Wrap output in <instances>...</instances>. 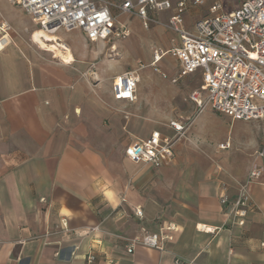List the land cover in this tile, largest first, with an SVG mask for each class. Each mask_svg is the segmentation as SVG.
Returning a JSON list of instances; mask_svg holds the SVG:
<instances>
[{
  "label": "crops",
  "instance_id": "obj_1",
  "mask_svg": "<svg viewBox=\"0 0 264 264\" xmlns=\"http://www.w3.org/2000/svg\"><path fill=\"white\" fill-rule=\"evenodd\" d=\"M118 16L147 29L146 47L131 29L127 37L97 41L60 29L46 43L66 45L65 60V49L42 46L25 11L0 0V22L9 27L0 47V264H264V153L257 158L263 171L249 186L254 209L242 226L227 221L238 184L256 152H264V122L199 109L189 98L194 91L206 96L199 70L172 82L176 58L151 64L152 46H176L178 34L167 45L170 29ZM193 25L183 18V29ZM126 70L139 77L131 102L111 91L114 76ZM170 120L189 123L170 162L154 167L126 158L124 148L154 130L173 136ZM226 141L229 148L220 149ZM62 217L67 231L59 227ZM200 224L218 230L200 231ZM141 232L172 239L162 250L136 245L126 252V238Z\"/></svg>",
  "mask_w": 264,
  "mask_h": 264
},
{
  "label": "built area",
  "instance_id": "obj_2",
  "mask_svg": "<svg viewBox=\"0 0 264 264\" xmlns=\"http://www.w3.org/2000/svg\"><path fill=\"white\" fill-rule=\"evenodd\" d=\"M25 11L38 29L46 34H54L60 29L81 30L90 41L124 38L129 36V28L117 21L119 14L139 17L144 27L157 24L154 16L158 12L173 7L167 27L178 34L179 44L169 49L152 48L151 64H156L162 56L170 54L178 60L179 71L172 82L197 70L202 75L200 90L206 92L203 100L194 91L189 98L199 109L209 106L234 120H253L264 116V0H244L229 12L221 10L219 3L210 5L208 15L195 21L192 30L181 27L183 13L187 8L185 0H11ZM199 5L203 0H192ZM9 27L0 22V47L7 43ZM139 81L136 70H126L114 76L111 91L114 99L134 101ZM173 136L161 135L154 130L144 138L128 144L124 148L126 158L135 163L159 167L170 162L174 156L175 141L187 130L189 123L170 120ZM228 141L218 144L220 149L229 148ZM263 150L256 152L246 178L237 187V197L229 205L227 221L231 226H242L254 209L249 186L257 180L263 167L257 158ZM224 189V187H222ZM222 205L227 197H219ZM136 216L142 211L135 208ZM59 227L68 230L66 218L62 217ZM172 227L168 226L170 230ZM200 231L214 232L217 227L197 226ZM171 234L141 232L126 238L125 250L131 253L136 245L164 248L163 240H171ZM95 256L89 254L87 263ZM187 264H191L189 261Z\"/></svg>",
  "mask_w": 264,
  "mask_h": 264
},
{
  "label": "rangeland",
  "instance_id": "obj_3",
  "mask_svg": "<svg viewBox=\"0 0 264 264\" xmlns=\"http://www.w3.org/2000/svg\"><path fill=\"white\" fill-rule=\"evenodd\" d=\"M173 4L174 1L176 0H170ZM186 3H187V8L186 10L184 11L183 13V18H186L187 22L190 23V25L192 26L193 23L200 19V18H203L205 16L208 15V10H209V7L211 4L213 3H219L221 5V10L224 11V12H229L231 10H233L234 8H236L238 5H240V3L244 0H203V3L202 4H199V5H195L192 3V0H185ZM168 10H174L173 7L170 8V9H167L165 11H161V12H158V15L157 17H163L164 16V13ZM120 19H123L122 16H118ZM168 18H160V19H157L159 21V25L163 26L164 28L166 29H170L168 28L166 25L168 23ZM125 23L127 24V26L129 27V29H131L133 31V35L135 37V39H137L138 41V44L139 46L141 47H146L149 43V39L148 38V31L147 29L143 28L140 23L137 21V19L135 18H126L125 19ZM154 23L150 24L148 27H150L151 25H153ZM176 32L173 31L172 29L168 30L165 32L164 34V42L168 45V44H171L170 42V39L173 38V37H177V34H175ZM74 35V31L73 32H70L68 33V38L72 37ZM115 39H119V38H114ZM154 47V45L152 46ZM162 48V47H161ZM170 48V47H168ZM162 49H166V48H162ZM165 55H169L171 56L170 54H165ZM129 57V56H128ZM128 57H125V62L129 61L128 60L129 58ZM258 121L259 120H262L264 122V116L261 117L260 119H257ZM257 120H251V121H257ZM263 127H264V124H263ZM248 131L250 129H247ZM264 130V128H262V131ZM251 131V130H250Z\"/></svg>",
  "mask_w": 264,
  "mask_h": 264
},
{
  "label": "bare ground",
  "instance_id": "obj_4",
  "mask_svg": "<svg viewBox=\"0 0 264 264\" xmlns=\"http://www.w3.org/2000/svg\"><path fill=\"white\" fill-rule=\"evenodd\" d=\"M38 32H39L38 34L40 36L39 40H40V43L42 44V46L56 50L57 52H60V49H65L66 55H63V58H65V60H68L69 58H71V55H70L69 50H68L66 45L56 44V43H51V44L46 43V41H48V40L55 39V37H53L54 35L52 36L50 34H46L45 32H43L41 30H39ZM43 38H45V39H43Z\"/></svg>",
  "mask_w": 264,
  "mask_h": 264
}]
</instances>
